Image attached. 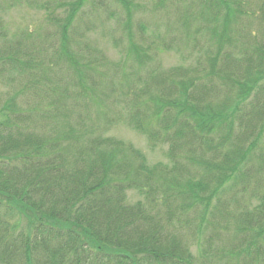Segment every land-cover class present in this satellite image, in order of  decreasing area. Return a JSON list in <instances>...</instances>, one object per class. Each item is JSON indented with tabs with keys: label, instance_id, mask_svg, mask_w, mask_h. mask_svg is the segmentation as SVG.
Segmentation results:
<instances>
[{
	"label": "trees",
	"instance_id": "16d2710c",
	"mask_svg": "<svg viewBox=\"0 0 264 264\" xmlns=\"http://www.w3.org/2000/svg\"><path fill=\"white\" fill-rule=\"evenodd\" d=\"M112 3L118 60L87 38ZM22 4L44 16L11 34L0 16V264H264V0L0 11ZM143 11L176 32L135 41ZM158 48L182 62L164 68ZM120 122L167 161L106 135Z\"/></svg>",
	"mask_w": 264,
	"mask_h": 264
},
{
	"label": "rangeland",
	"instance_id": "374dc122",
	"mask_svg": "<svg viewBox=\"0 0 264 264\" xmlns=\"http://www.w3.org/2000/svg\"><path fill=\"white\" fill-rule=\"evenodd\" d=\"M137 2L143 3L144 5L151 6L156 0H136ZM112 10L115 13L114 16H100V26L95 32H90L87 36L88 41L97 46L100 51L109 57L110 60H118L120 57V48H117L112 38H116L121 42V45L126 41V35L123 30V22L125 21L124 13L120 11V8L115 3H112ZM151 12H134L131 18L130 31L133 33L132 39L139 41L141 35H143L146 43L151 40H156L165 35L174 34L176 31L173 30L171 33L167 30L166 16L161 14V11ZM102 15V14H100ZM1 19L3 20L8 32L17 33L20 30H26L28 28L38 27L42 23L43 12L36 7L28 5H16L11 8H6L0 11ZM166 23V26H164ZM142 25V28H140ZM106 32V33H105ZM125 38V40H124ZM157 58L159 63L165 68L174 65H178L182 62L180 56L176 51H166L158 48ZM106 135L113 136L117 139H121L125 142L132 143L140 152H142L146 158L147 165H153L157 162H166V150L167 145H152L148 141L147 137L141 134L135 127L129 126L124 122H120L110 127ZM141 198V195L135 191L128 192V199L130 202L136 201Z\"/></svg>",
	"mask_w": 264,
	"mask_h": 264
}]
</instances>
